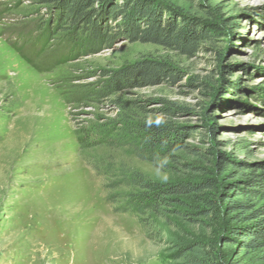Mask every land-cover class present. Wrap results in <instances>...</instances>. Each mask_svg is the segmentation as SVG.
Instances as JSON below:
<instances>
[{"label":"rangeland","instance_id":"374dc122","mask_svg":"<svg viewBox=\"0 0 264 264\" xmlns=\"http://www.w3.org/2000/svg\"><path fill=\"white\" fill-rule=\"evenodd\" d=\"M151 1L218 25L220 36L192 54L120 39L71 55L62 33H46L52 3L0 0V264H264V246L245 248L227 234L242 223L233 201L264 207V191L244 192L251 168L264 164V0ZM144 57L170 62L181 78L87 98L105 72ZM140 119L195 133L155 162L125 142L77 139ZM100 163L161 187L202 186L143 215L122 212L127 195L142 190L112 188Z\"/></svg>","mask_w":264,"mask_h":264},{"label":"trees","instance_id":"16d2710c","mask_svg":"<svg viewBox=\"0 0 264 264\" xmlns=\"http://www.w3.org/2000/svg\"><path fill=\"white\" fill-rule=\"evenodd\" d=\"M54 5L52 21L46 23V33H62L70 43L71 55H84L111 47L117 40L129 42L153 43L166 49L192 54L202 42L220 36L216 24L194 20L185 14H176L167 6L151 0H44ZM166 16V17H165ZM181 73L170 62L161 58L144 57L129 63L117 71L105 72L107 77L101 85H94L86 95L93 102L109 98L128 89L176 83ZM168 114L184 112L186 109L167 107ZM94 128V129H93ZM90 128L84 137L77 134L82 146L100 143L119 147L125 144L133 146L137 154L146 160L155 162L156 156L182 148V135L195 132L172 122L161 123L155 120L140 119L127 122L117 131L110 128ZM213 126L211 131H213ZM111 134V136L109 135ZM104 175L112 178V188L120 186L139 188L142 191L128 194L129 197L119 211L143 215L155 211L161 205L170 204L176 196L196 191L201 184L182 182L161 187L153 183L145 174L133 171L115 173L113 164H95ZM249 168H251L249 166ZM260 170V172H259ZM250 176L245 180L249 188L244 192L258 194L264 191V164L251 168ZM115 202V196L108 198ZM230 207L241 213L242 222L227 231L231 240L242 242L243 247L257 249L264 246V207L252 209L247 203L233 201ZM240 237L242 238L240 240Z\"/></svg>","mask_w":264,"mask_h":264},{"label":"bare ground","instance_id":"6f19581e","mask_svg":"<svg viewBox=\"0 0 264 264\" xmlns=\"http://www.w3.org/2000/svg\"><path fill=\"white\" fill-rule=\"evenodd\" d=\"M11 154H12V153H10V151H9V153H7V154L5 155L4 159L7 158V157H10Z\"/></svg>","mask_w":264,"mask_h":264}]
</instances>
